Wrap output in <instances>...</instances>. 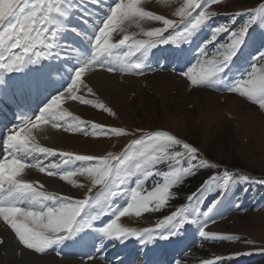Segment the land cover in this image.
I'll list each match as a JSON object with an SVG mask.
<instances>
[{
	"label": "snow or ice",
	"instance_id": "6c2138e0",
	"mask_svg": "<svg viewBox=\"0 0 264 264\" xmlns=\"http://www.w3.org/2000/svg\"><path fill=\"white\" fill-rule=\"evenodd\" d=\"M216 2L183 0L175 12L180 19L173 21L145 11L140 6L141 0H0V94L7 87V74L22 72L26 68L34 75L18 83L19 89L34 88L48 95L56 93L50 99L45 96L47 102L38 113L19 115L18 123L2 138L0 220L11 227L20 245L45 253L53 247L77 243L84 236L92 235L94 241L99 238L123 244L135 239L140 246L147 247L157 240L179 238L192 224L198 226L199 236L204 239L236 238L218 236L200 226L211 218L233 185L249 179L227 169L212 172L196 191L186 197L187 203L176 207L153 227L136 229L118 223L127 215L140 217L142 213L162 210L175 196L171 188L202 168H216L215 164L201 157L195 146L168 131L138 129L136 131L140 134L135 136L123 128L93 123L91 131L94 135L130 134L135 137L121 153L109 152L103 156L58 151L42 146L37 140L49 125L53 129L89 134L86 122L73 116L63 104L65 101H79L104 109L103 104H94L93 100L78 94L85 89L92 93L85 81L86 74L95 68L110 73L141 74L149 66L150 56L155 55L153 50L158 46L170 43L191 45L206 28L210 30V40L199 46L196 63L181 71L180 75L186 77L191 86L218 87L247 98L264 109V66H257V62H264V52L253 58L250 71L239 73V78L231 81L228 76L235 58L248 46L253 25L264 23V4L247 13H234V17L248 15L250 18L232 30L226 23L210 27L218 13L210 11L209 7ZM144 18L162 21L163 27L143 31L146 39H136L135 34H128L129 25L135 23L139 26V21ZM75 19L81 21L82 27L73 24ZM114 33L123 34L122 38L114 40ZM73 34L79 44L68 41ZM222 34H227L226 41L216 43L208 57L207 46L218 41ZM61 53H64L62 65L42 63L60 59ZM30 65L40 66L32 68ZM53 73L59 74V79H54ZM57 155L59 161L46 163L47 158ZM40 156L45 159L41 160ZM165 162L168 170L160 171ZM185 162L187 166H184ZM30 168L46 172L48 176H59L73 184L72 177L84 176L93 188H99L95 193L89 188V194L83 199L48 192L42 184L37 187V181L26 178ZM153 176L162 177V183L155 182L151 190H147L145 181ZM132 178H135L134 186L129 184ZM209 193H217V198L206 211H202L200 204ZM119 199L127 201L125 207L116 204ZM106 215L113 218L97 227L96 222ZM104 247L103 243L98 245L101 252ZM92 259L90 256L89 260ZM222 259L217 257L204 264H220ZM117 264H121L119 259Z\"/></svg>",
	"mask_w": 264,
	"mask_h": 264
},
{
	"label": "rangeland",
	"instance_id": "374dc122",
	"mask_svg": "<svg viewBox=\"0 0 264 264\" xmlns=\"http://www.w3.org/2000/svg\"><path fill=\"white\" fill-rule=\"evenodd\" d=\"M182 4L183 0H141L140 6L145 11L178 21L180 18L175 12ZM261 4H264V0H217L209 7L210 11L218 13L212 19L210 27L226 23L232 30H236L250 17L248 15L234 17L233 14L247 13ZM73 24L82 27L78 19H75ZM162 27V21L144 18L139 21V26L135 23L129 25L128 34H135L136 39H146L143 31ZM170 32L171 29L168 30V33ZM122 35L114 33V40L121 39ZM226 39L227 34H222L218 41L208 45V57L211 56L216 43L225 42ZM206 40H210V30L207 28L193 44H183L181 47L175 45L178 47L179 60L176 59V54H169L174 47L169 46L171 43L160 45L153 50L155 55L150 56L149 66L141 74L111 72L120 75L116 85L106 83L99 85L86 76L85 82L92 88V93L85 89L78 94L83 95L85 99L93 100L94 104H103L104 109L81 104L79 101L73 103L65 101L63 107L73 116L86 122L89 134L58 129L57 141L41 145L80 155L103 156L109 152L121 153L135 137L130 134L94 135L91 131L93 123L108 128H123L127 133H135V136L140 134L136 131L138 129L146 132L168 131L195 146L202 158L216 165L215 169L202 168L196 172L197 174L204 172L208 177L212 172H223L227 169L249 177L248 180L233 185L221 203L227 206L220 208V211L215 209L206 224L200 225L209 233L236 238L204 239L199 236L198 226L192 224L186 232L181 233L180 238H173L167 243L157 240L147 247L140 246L136 240L123 244L102 240L105 244L104 250L96 254L99 252L97 247L96 253L91 256L92 260H89L90 256L85 255L80 257L56 255L54 247L45 253L27 249L28 251L40 256H53L56 264L67 261L74 264H117L118 259L121 264H171L175 257L178 260L176 264H204L206 261H214L217 257L223 258L220 264H264V109L247 98L218 87L191 86L187 78L180 75L181 71H186L196 63L198 48ZM68 41H71L70 37ZM72 43L79 44L75 41ZM260 52H264V23L257 22L250 30L248 46L235 58L232 71L228 74L230 81L239 78V73L250 71L253 58L258 57ZM257 66H264V62H257ZM40 159L45 158L41 156ZM59 159L58 155L50 157L46 163H54ZM184 166H187L186 162ZM159 170H168L167 162L162 164ZM191 176L170 189L175 196L162 210L142 213L140 217L134 214L127 215L121 217L118 223L136 229L153 227L159 219L187 203L186 197L189 194L183 195L188 189L186 186L192 179ZM71 179L75 184L61 180L59 176H48L45 172L42 182L37 181V187L42 184L44 190L48 192L73 199H83L89 194V188H92L93 193L98 191L99 186L93 188L91 182L84 176L77 175ZM155 182L162 183V177L148 178L145 181V188L151 190ZM129 184L134 186L135 178L130 179ZM216 198L217 193H209L200 204L201 210L206 211ZM180 200L182 203L179 204ZM117 202L122 205L121 208L127 204L124 199ZM87 240H90V235ZM175 245L178 247H174ZM187 245L194 247L191 252H185L180 259L178 251ZM236 253L249 254L235 255ZM230 256L232 258L228 259ZM1 257L0 264H8L4 262V257ZM101 257L105 260H101ZM107 257L110 260H107ZM17 262L24 264L21 261Z\"/></svg>",
	"mask_w": 264,
	"mask_h": 264
},
{
	"label": "bare ground",
	"instance_id": "6f19581e",
	"mask_svg": "<svg viewBox=\"0 0 264 264\" xmlns=\"http://www.w3.org/2000/svg\"><path fill=\"white\" fill-rule=\"evenodd\" d=\"M70 38H71V41L69 42L71 43L72 41L79 42V39L75 37V34H73V36H70ZM178 53H179L178 47L174 46L173 50H171L169 54L170 55L176 54L177 56ZM164 56H165V53H164ZM63 59H64V53H61V58L58 59L61 61V64L63 63ZM39 66L40 65L36 67H39ZM29 67L35 68V66H32V65H30ZM21 73L22 74L18 77V80L14 81V82H17V84L25 79L30 78L32 75H34L33 73H29L27 68L24 69ZM54 75L55 74H53V76ZM86 76L91 81H94L96 84H99V85L103 83H106L109 85H116L118 78L120 77V75L118 74L110 73V72H107L106 70L104 71L102 69H99L98 67L95 68L92 72L86 74ZM66 86L67 84L64 87ZM20 90L21 89H19V91ZM25 90H29V89H25ZM60 91H63V88L60 89ZM41 94H42V99H41V104L38 106L39 108L43 106V103L47 102V100L45 99L46 95L48 99H50L51 95H55L56 93L53 92L51 93V95H48L45 92H41ZM67 102L73 103V101H67ZM8 123H11L9 119H8ZM14 124H16V122H14ZM57 130L58 129L51 128V126L49 125L44 132L40 133L37 136L38 142L40 144L42 143L46 144L47 142L50 143L53 140L57 141V139L59 138L57 134L59 130L58 131ZM6 133L7 131H5V129L0 128L1 138H3V136ZM0 144H1V141H0ZM2 155L3 153L2 151H0V158ZM26 178L30 181H38L44 178V173H41L37 168H30L26 172ZM88 236H84L83 239L87 238ZM76 247L81 248L80 246H76ZM78 252H79L78 249L71 251V253H78ZM0 256L4 257V262H8V264H18L17 261L24 262V264H56L53 256H50V255H48V257H46L47 255L46 256L44 255L45 257L40 256V255L34 254L31 251H28L26 248H24V246L20 245L18 239L15 236L14 231L11 229L9 225L5 224L3 220H0ZM62 264H74V263L67 261V262H63Z\"/></svg>",
	"mask_w": 264,
	"mask_h": 264
},
{
	"label": "trees",
	"instance_id": "16d2710c",
	"mask_svg": "<svg viewBox=\"0 0 264 264\" xmlns=\"http://www.w3.org/2000/svg\"><path fill=\"white\" fill-rule=\"evenodd\" d=\"M192 177V179L191 180H189V183H188V185L186 186V189H187V191H185V194L183 195V196H185V195H187V194H190V193H192L193 192V190H196V188L197 187H199L200 186V184L203 182V180L205 179V178H207V176H206V174L204 173V172H201V173H196V174H194L193 176H191ZM178 203L180 204V203H182V200H180V202L178 201ZM225 206H227V204H221L219 207H217L216 209L217 210H219L220 211V208H222V207H225ZM220 213H223V212H220ZM194 246H195V243H194ZM193 246V247H194ZM192 246H190L189 248H188V251H192V249H193V247L191 248ZM191 254V253H190ZM188 257V256H187ZM186 257V258H187Z\"/></svg>",
	"mask_w": 264,
	"mask_h": 264
}]
</instances>
